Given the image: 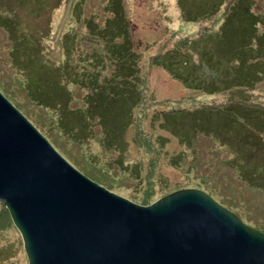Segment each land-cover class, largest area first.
I'll use <instances>...</instances> for the list:
<instances>
[{
	"label": "trees",
	"instance_id": "trees-1",
	"mask_svg": "<svg viewBox=\"0 0 264 264\" xmlns=\"http://www.w3.org/2000/svg\"><path fill=\"white\" fill-rule=\"evenodd\" d=\"M31 1L32 5L38 2L0 0V34L9 38L7 48L11 63L13 69L24 77L25 83L22 84L27 101L34 104L43 118L49 122L55 121V132L65 142L68 141L74 157H81L86 167L90 164L97 169H83L89 179L109 190L112 186L107 180L115 176L126 178L127 186H134L138 182L143 186L146 181L155 186L157 166L151 172L153 182L149 174H142V153L146 160L149 158L150 165H154L150 157L156 155L155 152L160 156L165 154L168 158L172 155L169 162L173 166L178 159L187 165L193 158L190 149L197 146L190 141L192 136L184 138L192 130L196 134L195 138L202 133L199 140L203 138L210 141L207 145L211 151L205 153L206 156L211 153H224L222 158L232 156L233 165L230 170H237V155L233 147L237 144L236 152H240L239 144L247 141L244 133L251 135L253 141L264 147V106L245 93L247 89L243 84L244 81L249 82L248 90L257 92L260 90V82L264 80V31L259 32L260 24L264 28V0H235L228 7L227 16L223 20L226 24L222 29L215 31L208 24L204 27L205 30L200 29L194 33H191L194 30L192 26H196L197 21L191 16H185L182 0L176 1L186 20L180 30H176L174 39L178 34L194 37L174 41V46L178 44V49L172 53L175 60L170 63L169 68L174 70L173 76L185 84L186 93L171 99L175 105L161 114L164 117L161 127L166 132L162 137L154 132H146L143 126L131 123L138 107L148 106L133 89L134 85L141 82L138 74L142 73L144 63H139L157 48L155 46L150 50L149 47L153 45L147 46L144 43L146 50L140 49V44L144 41L138 36L137 26L141 22L131 16L140 8L127 5L125 0H96L97 4L92 0L91 7L87 0H76L74 3L64 0V7L69 4L68 15L71 14L70 19L75 21V26L69 31L66 22L54 38L59 48L56 52L48 45L53 37L49 36L50 40L47 41L43 34L40 35V27L29 18L31 10H24L31 5ZM226 1L228 0H216L204 16L215 17L221 6L227 4ZM256 3H260L261 7L257 8ZM89 10H92V14L86 16ZM199 13L200 8L197 7V16ZM233 22L236 24L233 25ZM168 27L172 28L170 24ZM185 28L189 30L181 31ZM159 58L153 57V62L158 63ZM218 65H221L222 71L217 69ZM94 70L89 76L88 72ZM243 73L249 74L246 76ZM130 81H133L131 86L125 83ZM83 90L87 95H78ZM219 91L229 94L228 97L231 94L237 98L231 99V110L215 107L213 103L210 106V109H216L214 114L217 119L226 115L228 122L239 123V127L236 125L239 132H231L232 139L223 138L222 122L214 126L212 115L206 116L202 107L192 106L198 93L201 96L213 95ZM187 101L190 103L187 104ZM45 115H50L51 118ZM237 119H242L243 122ZM129 130L133 131V148L142 152L136 151L139 154L136 161L125 153L128 142L124 134ZM205 134H211L212 138L208 139ZM173 140L177 144L175 149L180 150L167 153L163 149H169L167 144H172ZM92 141L97 145V151L90 148ZM255 151L254 148L251 152ZM205 155L197 157L198 163ZM73 159L75 158H70L72 161ZM242 174L246 176L244 171ZM206 176L208 179L213 178ZM176 182L198 185L196 182L192 183L190 173L186 171ZM247 182L250 185L256 184L252 180ZM250 189L253 190L251 187ZM211 191L209 195H212ZM149 194L150 190H147L146 196Z\"/></svg>",
	"mask_w": 264,
	"mask_h": 264
},
{
	"label": "water",
	"instance_id": "water-1",
	"mask_svg": "<svg viewBox=\"0 0 264 264\" xmlns=\"http://www.w3.org/2000/svg\"><path fill=\"white\" fill-rule=\"evenodd\" d=\"M0 203L28 264H264V235L204 192L136 204L75 169L1 93Z\"/></svg>",
	"mask_w": 264,
	"mask_h": 264
},
{
	"label": "rangeland",
	"instance_id": "rangeland-1",
	"mask_svg": "<svg viewBox=\"0 0 264 264\" xmlns=\"http://www.w3.org/2000/svg\"><path fill=\"white\" fill-rule=\"evenodd\" d=\"M63 1L64 0H61L60 2H58V0H38L37 4L34 5H32L31 1V5L26 6L24 9L31 10L29 18L33 20L32 22H35V24L40 27V35L43 34L42 36H45L47 41L50 40V37H53L48 45L54 48L56 52H58L59 48L54 38H56L57 34L62 28H64L63 26L66 22L69 31L75 26V21L70 19L71 14L68 15V10L70 8L69 4L67 3V6L64 7ZM75 1L76 0H67L66 2L74 3ZM125 1L127 2V5L132 4L135 6V8H140V10H136L135 13L131 14L135 20H139L141 22L137 26L138 36H140L142 41H144L140 44V49L145 51L148 44L153 45L149 47L150 50L155 46L157 47L155 50H152L150 56L144 60H141L139 63H144L142 73L139 72L138 74L139 79L141 78V82L140 84L138 83L134 85L133 89L139 93V96L142 98L143 102L148 106L138 107L134 113L131 123L136 126H143L146 132H154L155 135L162 137L166 135V132L161 127L164 118L161 116V114L165 110H169V108L175 105V102L170 101L171 99H176L186 93L185 84L179 82L178 79L173 76L174 70L169 68L170 63L174 62L175 60V55L172 53L176 52L178 49V44L174 46L176 43L174 41L178 39H188L194 36L178 34V36L174 39V36L177 32L176 30H180V26L182 23H184L183 21L186 20L179 8V5L176 3L178 0ZM87 2V4L91 7L92 0H87ZM181 3L186 11L185 16H191L193 17L192 19L197 21V25L192 26V29L194 30L191 33H194L200 29L205 30L206 28L204 27H207L208 24L212 25L211 27H213V30L215 31L222 29L226 24L223 23V20L227 16L228 7L234 4L235 0L226 1V9L225 5L221 6V9L215 17L213 15H204L209 11L207 9L216 3V0H182ZM94 4H97L96 0H94ZM192 7H194V9ZM197 7L200 8L199 16H197ZM256 7L260 8L261 4L256 3ZM92 10H89L86 16H91L92 13L90 12H92ZM237 22L239 24L241 23L239 20H237ZM168 24L171 25V29H169ZM235 24L236 23L233 22V25ZM185 30L189 29L185 28L181 31ZM262 31H264V28L260 24L259 32L261 33ZM166 38L167 41L165 42ZM8 42L9 38H6L3 34H0V93L6 97V99L14 107H16L31 124H33L35 127L37 125L39 128L38 129L36 127L38 131L48 139L52 146L73 167H75L82 174H84V168L97 171V169H95L90 164H88L86 167L81 157H74L73 152L70 150V144L68 141L65 142L59 136V134L55 132V121L53 120V122H49V120L43 118L34 104L27 101L22 84L25 83V80L21 74L13 69L10 54L7 48ZM144 43H146L147 46H145ZM230 43H232V40H230ZM157 56L160 57L158 59V63H154L153 57ZM47 57L50 58L48 54ZM217 69L220 71L223 70L221 65H218ZM92 72H95V70L88 72V75ZM243 74L247 76L249 73ZM83 82H85V80H83ZM125 83L131 86L133 81ZM143 83L144 86H142ZM260 83V90H257V92H251L247 87V85L250 83L247 81L243 82L244 87L247 89L245 90V93H247L248 96L250 95L252 100L260 101L263 107L264 80H262ZM234 85L235 87H239L238 84ZM117 88L118 87H116V89ZM198 94L199 95L195 96L194 99H196V101L192 106L202 107L203 113L206 116L212 115L214 126H217L222 122V124H224V126L221 128L223 138L227 137V139H232L233 135L231 132L234 131L236 134L239 132V123L232 124V122H228L225 117L226 115H223L221 119H217L215 117L216 115L214 114L216 109H210V106H212L211 104L213 103V106L215 107H225V109L231 110L233 108L230 106V102L233 101L231 99L237 98L231 94V98H229L230 96H227L229 94H223L220 91L213 95L202 94L201 96V93ZM78 95L86 96L87 92L83 90L81 93H78ZM244 101L247 100L244 99ZM186 103L189 104L190 102L187 101ZM45 116L51 118L50 115ZM237 120L243 122L242 119ZM49 127L51 128L49 129ZM131 130L124 134V138L128 142L126 144L125 153L127 156L136 161L139 159V154L136 151L139 150L134 149L132 146L133 131ZM192 131L184 135V138L187 139L192 136L190 141H193V143L197 145L190 149L192 150L191 152L193 153V158L187 165L178 159L176 165L173 166V164L169 162L172 158V155L168 158L165 156V154L160 156L156 152V155H152L150 157V159L154 162V165H150L149 158L146 160L145 154L139 151L142 153V155H144V157L142 156L141 163L143 166V175L149 174L151 177V172L155 170V165L157 166L155 171L157 185L154 186L153 184H147L146 181L143 186L141 183L139 184V182L134 186H127L128 180H126V178L115 176L114 178L107 180L112 186L110 191L136 204L149 205L154 201L179 189H196L204 192L222 208L233 213L246 226L264 235V147H262L256 141H253L254 139L251 137V135L249 136L248 133H244V138H246L247 142L245 144L244 141H241L239 144L240 152H236L237 144H235L233 147L235 154L237 155V159L235 161V166L238 165L237 170H230L231 166L233 165L232 156L229 155L226 158H222L224 153L219 155L211 153L206 156L205 153L211 151V148L207 145V143L210 141L203 138L199 140L198 137L202 135V133H200V135L195 138L196 134ZM205 136L208 139L212 138L211 134H205ZM215 139L218 141V138ZM155 144L158 145V143ZM167 145V148L169 149H163L166 150L167 153L171 151L179 152L178 150H180V148L175 149V145L177 144L174 140L172 144ZM89 146L94 151L98 150V147L94 141L90 142ZM252 147L255 148V152H251L254 151ZM201 154L205 156L202 157L200 159V163H198L197 157ZM70 158L75 159L72 161ZM185 171L190 173L192 183L196 182L198 185L188 184L187 182L186 184H184V182L178 184L176 182V179L179 177L181 178ZM243 171L246 176L242 174ZM206 175L212 176L213 178L208 179ZM251 180L256 182V184L250 185L247 181ZM152 181L154 182V179ZM248 184L253 190L250 189ZM206 185H208L212 191L208 187H205ZM224 186L225 188H223ZM147 190H150V194L148 196H146ZM210 191L212 195H209ZM2 223L4 224L2 227H0V264H28L27 257L23 249L21 236L13 225L9 213L6 209L2 208V205L0 204V224ZM10 252L12 254H10Z\"/></svg>",
	"mask_w": 264,
	"mask_h": 264
},
{
	"label": "bare ground",
	"instance_id": "bare-ground-1",
	"mask_svg": "<svg viewBox=\"0 0 264 264\" xmlns=\"http://www.w3.org/2000/svg\"><path fill=\"white\" fill-rule=\"evenodd\" d=\"M195 26V25H194ZM6 98V97H5ZM16 108V107H15ZM17 109V108H16ZM18 110V109H17ZM19 111V110H18ZM20 112V111H19ZM21 113V112H20ZM22 114V113H21ZM24 116V115H23ZM26 118V117H25ZM27 119V118H26ZM8 136H10L9 133H7ZM75 190H77L78 192L79 191H83L84 192V189L82 187H77Z\"/></svg>",
	"mask_w": 264,
	"mask_h": 264
},
{
	"label": "clouds",
	"instance_id": "clouds-1",
	"mask_svg": "<svg viewBox=\"0 0 264 264\" xmlns=\"http://www.w3.org/2000/svg\"><path fill=\"white\" fill-rule=\"evenodd\" d=\"M75 168V167H74ZM76 169V168H75ZM80 172V171H79ZM84 175V174H83ZM93 181V180H92ZM100 185V184H99ZM102 186V185H101ZM105 188V187H104ZM107 189V188H106ZM11 219V218H10ZM12 221V220H11Z\"/></svg>",
	"mask_w": 264,
	"mask_h": 264
}]
</instances>
